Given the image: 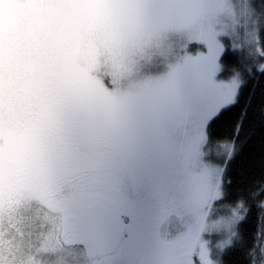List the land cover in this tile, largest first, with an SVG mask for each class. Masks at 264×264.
Listing matches in <instances>:
<instances>
[{
  "label": "snow or ice",
  "instance_id": "6c2138e0",
  "mask_svg": "<svg viewBox=\"0 0 264 264\" xmlns=\"http://www.w3.org/2000/svg\"><path fill=\"white\" fill-rule=\"evenodd\" d=\"M0 264H264V0H0Z\"/></svg>",
  "mask_w": 264,
  "mask_h": 264
},
{
  "label": "trees",
  "instance_id": "16d2710c",
  "mask_svg": "<svg viewBox=\"0 0 264 264\" xmlns=\"http://www.w3.org/2000/svg\"><path fill=\"white\" fill-rule=\"evenodd\" d=\"M235 62V57L229 53L228 55L225 56L223 63L226 66H231L232 64H234ZM229 129L222 123L220 125L217 126V128L215 129V132L218 136H226L228 134ZM253 153H257L258 154V147L254 144L253 147L244 154L243 157L240 158V160H238L234 166H233V173L234 175H239V173L241 171H246L249 169V167L251 166L253 160H252V156ZM254 226V222H250L247 226H246V231L247 232H251L252 228Z\"/></svg>",
  "mask_w": 264,
  "mask_h": 264
}]
</instances>
